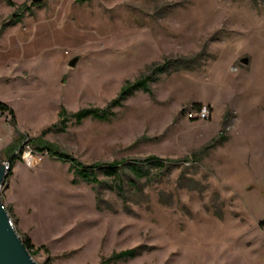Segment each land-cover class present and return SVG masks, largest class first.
Listing matches in <instances>:
<instances>
[{
  "label": "rangeland",
  "instance_id": "1",
  "mask_svg": "<svg viewBox=\"0 0 264 264\" xmlns=\"http://www.w3.org/2000/svg\"><path fill=\"white\" fill-rule=\"evenodd\" d=\"M29 141L82 163L17 158L0 190L38 264H264V0H0V161ZM148 157L172 168L140 189L82 168Z\"/></svg>",
  "mask_w": 264,
  "mask_h": 264
},
{
  "label": "trees",
  "instance_id": "2",
  "mask_svg": "<svg viewBox=\"0 0 264 264\" xmlns=\"http://www.w3.org/2000/svg\"><path fill=\"white\" fill-rule=\"evenodd\" d=\"M10 5H13L11 1L8 2ZM20 16H15L14 19L18 18ZM19 19V18H18ZM173 67L174 68H178L182 65H185L186 62L182 61V60H177L172 62ZM169 64H166L165 67H168ZM165 68H157L155 71V73H157L158 71H162ZM156 74L153 75H147L144 78H141L140 81H138L135 85H133L130 89L129 92H126L125 94H131L134 93L136 90L139 89H143L145 87H147V85L149 84V82L153 81L154 76ZM146 89V88H145ZM2 107H5L4 105L1 104ZM7 107V106H6ZM198 108L201 107V105L197 106ZM9 109V107H7ZM13 113V111H11ZM60 121H61V125H64L67 123L68 121V116L69 117H74L77 119V123H80L83 119H86L88 117H92L95 119H102L104 118L105 114L102 113L100 110H83L77 114H68V112L63 109L60 112ZM29 143L31 144V146L33 147V150L35 151V153H45L47 152L48 154H50L52 157H55L59 160H62L64 162H73L74 165L77 166H81L82 163H80L76 158H74L73 155H70L67 152H63V151H59L56 148H53V146L49 143L46 142H38V143H34L33 141H29ZM9 162H10V171H9V175H12L13 172V167H14V163L15 160L18 159H22V149H21V144L20 145H16L14 147H12L9 151ZM82 168L84 169L85 172L91 174H97V176L99 177L100 173H103L104 175L110 177L112 179L113 182V186H122L123 188L126 187H134L135 189L139 188V183L140 181H142L143 179H149L151 178V171L153 168H159L165 170L166 172H169L171 170V165L168 164V162L166 160L157 158V157H148L145 159H131L130 161L123 163L122 165L118 162H115L113 164H102V165H93V166H82ZM162 172H160L161 174ZM99 180V179H97ZM113 186H111V188H113ZM3 202V201H2ZM5 208L7 209V211L9 212V214L11 213L10 208L5 205V203L3 202ZM11 220L16 228V230L18 231L17 227H18V221L11 215ZM264 224V222H263ZM19 235L21 236L26 248L29 250V252L31 253V255L33 256V258L38 255L41 251H46L47 253H49V250L46 246H42L40 248H36V246L34 245L32 239L30 238V236L28 235H22L20 234V232H18ZM137 249H131V250H126L120 253H115L113 254V256L107 260H104L102 264H111V263H118L119 261L122 260H128L130 258H133L137 255ZM47 264V263H46Z\"/></svg>",
  "mask_w": 264,
  "mask_h": 264
},
{
  "label": "water",
  "instance_id": "3",
  "mask_svg": "<svg viewBox=\"0 0 264 264\" xmlns=\"http://www.w3.org/2000/svg\"><path fill=\"white\" fill-rule=\"evenodd\" d=\"M78 58L70 66L77 65ZM248 64V60H243ZM10 167L0 161V190L8 179ZM0 264H38L26 248L21 236L11 225V217L0 198Z\"/></svg>",
  "mask_w": 264,
  "mask_h": 264
},
{
  "label": "built area",
  "instance_id": "4",
  "mask_svg": "<svg viewBox=\"0 0 264 264\" xmlns=\"http://www.w3.org/2000/svg\"><path fill=\"white\" fill-rule=\"evenodd\" d=\"M190 119H194V118H198V119H202V120H209L212 116V110L210 109L209 106H201L200 108H198L197 113L194 112H190L188 114ZM35 152L30 148V146H25L22 149V158H24L25 160L31 162L33 164V162L35 161V156H34ZM7 167H10V162H3ZM11 225L13 227L14 224L11 220Z\"/></svg>",
  "mask_w": 264,
  "mask_h": 264
},
{
  "label": "crops",
  "instance_id": "5",
  "mask_svg": "<svg viewBox=\"0 0 264 264\" xmlns=\"http://www.w3.org/2000/svg\"><path fill=\"white\" fill-rule=\"evenodd\" d=\"M6 205H9L8 207H10V203L8 202V204H6ZM11 208V207H10ZM12 214H14V218L18 221V218H17V216H16V214L13 212ZM20 223L18 222V225H19ZM19 227H20V225H19ZM25 235H28V234H26L25 233ZM29 236V235H28Z\"/></svg>",
  "mask_w": 264,
  "mask_h": 264
}]
</instances>
